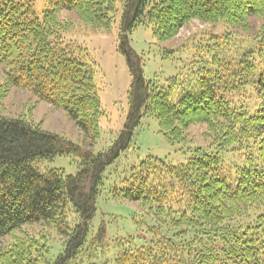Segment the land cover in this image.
I'll use <instances>...</instances> for the list:
<instances>
[{
    "label": "trees",
    "instance_id": "1",
    "mask_svg": "<svg viewBox=\"0 0 264 264\" xmlns=\"http://www.w3.org/2000/svg\"><path fill=\"white\" fill-rule=\"evenodd\" d=\"M36 1L0 0V101L9 88L30 93L65 112L82 144L23 118L0 117V241L10 239L0 247V264H264V21L254 37L230 33L247 32L251 17H264V0H42L39 13ZM63 11L94 31L119 19L117 50L132 78L128 113L113 144L97 154L89 149L104 115L96 71L61 34ZM192 20L223 25L194 38L210 58L182 82L146 81L128 35L145 26L166 40ZM144 118L172 143L186 142V129L204 124L212 152L196 147L178 166L147 157L108 187L112 200L136 203L174 231L167 237L152 227L151 240L135 246L131 237L109 241L105 224L93 230L92 222L106 169ZM70 155L79 161L73 176L32 165ZM33 225L62 239L56 256L44 235L23 230Z\"/></svg>",
    "mask_w": 264,
    "mask_h": 264
},
{
    "label": "rangeland",
    "instance_id": "2",
    "mask_svg": "<svg viewBox=\"0 0 264 264\" xmlns=\"http://www.w3.org/2000/svg\"><path fill=\"white\" fill-rule=\"evenodd\" d=\"M252 4L256 1L251 0ZM44 2L37 0L35 11L43 10ZM251 4V5H252ZM244 9L246 5L240 4ZM58 21L62 27L61 34L68 43L83 49L79 55L88 64L95 67L94 82L97 88L103 116L98 123L99 138L89 149L93 154L107 150L116 140L123 128L128 113V92L132 78L124 56L118 52L119 19H116L111 28L106 31H94L84 24L79 16L70 11L61 12ZM264 17H251L249 30L232 29L230 33L236 36L254 37ZM223 25H210L192 20L181 27L173 37L159 40L154 36L151 27L139 26L129 35V45L138 55L144 79L159 86L166 84L170 78L181 79L191 76L210 58L209 53L199 49L198 35L202 37L208 33H220ZM196 40H194V38ZM6 68L0 66V85L4 83ZM179 89L176 90V93ZM5 97L0 101V117L23 118L43 131L50 132L75 144H82L81 136L65 112L52 108L49 104L38 102L26 91L9 88ZM207 127L204 124L189 126L185 133L186 142L172 143L160 132L158 125L152 118L142 119L140 126L135 130L129 148L121 154L118 160L106 169L104 192L96 202V215L92 222L93 230L103 222L107 239L131 237L135 246L149 242V230L152 227L161 228L163 236L171 237L174 231L166 225L144 216L138 204L126 201L116 202L106 193L109 186L118 184L119 180L127 175L131 166L138 164L147 157H153L168 165L184 164L196 147H201L207 153L209 140L204 136ZM226 163L234 160L224 155ZM78 159L73 156L56 157L51 161L37 160L32 165L41 172L60 170L67 176H73L78 171ZM30 235L42 234L51 246L52 256L61 250L62 239L47 228L39 225L23 227ZM10 243V239L0 241V247Z\"/></svg>",
    "mask_w": 264,
    "mask_h": 264
}]
</instances>
